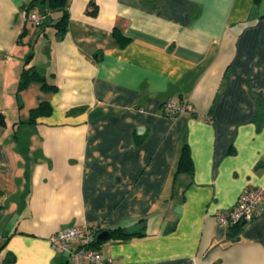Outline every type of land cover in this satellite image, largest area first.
I'll return each instance as SVG.
<instances>
[{
    "label": "crops",
    "instance_id": "obj_1",
    "mask_svg": "<svg viewBox=\"0 0 264 264\" xmlns=\"http://www.w3.org/2000/svg\"><path fill=\"white\" fill-rule=\"evenodd\" d=\"M28 1L0 0V111L23 103L30 52L55 89H39L48 115L0 124V264H68L47 238L71 226L143 233L102 240L109 264H264V200L236 236L214 219L264 187V0H68L62 38ZM166 100L191 108L166 116ZM183 144L192 171L173 174Z\"/></svg>",
    "mask_w": 264,
    "mask_h": 264
},
{
    "label": "built area",
    "instance_id": "obj_2",
    "mask_svg": "<svg viewBox=\"0 0 264 264\" xmlns=\"http://www.w3.org/2000/svg\"><path fill=\"white\" fill-rule=\"evenodd\" d=\"M24 16L35 26L41 22V17L33 8L24 11ZM190 108L183 101L174 103L172 100H166L161 104L162 114L171 117L189 111ZM263 200L264 187H246L239 193L233 205L217 210L214 219L222 227L252 221L261 216L259 205ZM93 234L92 228L71 226L52 232L47 241L53 251L67 255L68 264H109V261L102 257L100 250L90 246Z\"/></svg>",
    "mask_w": 264,
    "mask_h": 264
},
{
    "label": "trees",
    "instance_id": "obj_3",
    "mask_svg": "<svg viewBox=\"0 0 264 264\" xmlns=\"http://www.w3.org/2000/svg\"><path fill=\"white\" fill-rule=\"evenodd\" d=\"M38 3H43L46 12L49 14L47 23L46 21L44 24L42 21L38 25H34L35 27H41L42 24L45 25H51L53 27V33L57 38H62L65 31H66V24L68 20V0H30L27 2L25 6V11L32 9L37 5ZM97 11V6L93 1H89L87 3L85 13L88 15H95ZM51 13H56L55 16H51ZM39 17L42 18V15H39ZM31 23V22H30ZM32 24V23H31ZM33 25V24H32ZM43 32V30H41ZM113 36L116 38V41L119 43V45H122L126 43L127 38L123 36L117 29L112 30ZM23 36V31H21L18 35V39L16 40L17 42H20L21 37ZM32 52L28 53L23 61L22 67L20 71L18 72V77H17V83H16V91L23 90L26 88V86L30 82H38L39 88L42 91H52L55 89V86L53 84H50L46 81L45 77L39 73L33 65H29V61L31 59ZM257 108H258V113L255 115V117H259L261 120L264 119V104L258 100L257 101ZM29 116L26 121V123H32L34 122L35 118L39 116H45L50 113V105L46 100H40L38 101L37 105L35 107L29 108ZM0 124H3V121L0 120ZM192 171V164L190 161V156L188 152V148L185 144H183L180 147L176 165H175V170L173 174H176L178 172H185V173H191ZM137 222H142V219H138ZM245 222H237L235 224L229 225L226 228L228 229H233L235 236L239 232V228L244 224ZM105 231L108 234V239H126L130 238L133 236H141L143 233L139 231H128L124 229L121 226H116L113 228H95L94 229V234H93V239L90 240V246L95 248L96 250H100V242L95 241V236L98 232ZM231 234V233H230ZM7 238V236H6ZM5 244V240L1 239L0 235V250L3 248ZM55 252V251H54ZM60 253V252H56ZM64 254V253H63Z\"/></svg>",
    "mask_w": 264,
    "mask_h": 264
},
{
    "label": "rangeland",
    "instance_id": "obj_4",
    "mask_svg": "<svg viewBox=\"0 0 264 264\" xmlns=\"http://www.w3.org/2000/svg\"><path fill=\"white\" fill-rule=\"evenodd\" d=\"M33 28H36L34 25L32 26ZM35 47H33V52H35ZM39 56L38 52L37 54H34L33 55V59L36 61L37 60V57ZM15 86V91L12 90V92H14L15 94L17 93V96L20 100L23 101V103L20 104V106H15L14 107V99L12 94L10 96V92L7 93L8 96L5 97L4 99V103H1L3 104V107L0 111V120L2 121H5L6 122V126L8 127V131L10 132L9 128L11 126V124L13 125L14 121H22V122H26L27 119H28V116H29V108H32V107H35L38 103V101L41 100V97L39 99H37V97L39 96H43V95H40L41 92L39 91V84L38 82H30L25 89L23 90H19V91H16V85ZM41 90V89H40ZM0 102H2L0 100ZM20 102V101H19ZM4 114V116H3ZM4 123V122H3ZM28 127V126H27ZM26 127H24L25 129ZM16 131H15V134H17L18 138H19V142H21L23 144V138L25 137V133H23L22 129H17L15 128ZM28 129V130H27ZM26 132L29 131L30 129L29 128H26L25 129ZM12 133V132H11ZM17 143V147H19V145L21 143ZM16 143H13L11 142V146L13 148H15V145ZM24 147V145H21Z\"/></svg>",
    "mask_w": 264,
    "mask_h": 264
},
{
    "label": "water",
    "instance_id": "obj_5",
    "mask_svg": "<svg viewBox=\"0 0 264 264\" xmlns=\"http://www.w3.org/2000/svg\"><path fill=\"white\" fill-rule=\"evenodd\" d=\"M108 237V234L105 231L98 232L95 236V241L100 242L105 240Z\"/></svg>",
    "mask_w": 264,
    "mask_h": 264
}]
</instances>
